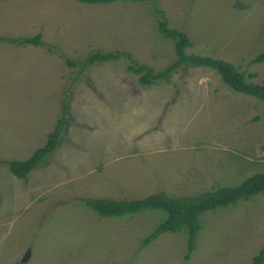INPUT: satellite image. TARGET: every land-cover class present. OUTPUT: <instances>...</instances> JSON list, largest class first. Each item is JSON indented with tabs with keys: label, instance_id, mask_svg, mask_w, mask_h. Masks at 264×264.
<instances>
[{
	"label": "rangeland",
	"instance_id": "1",
	"mask_svg": "<svg viewBox=\"0 0 264 264\" xmlns=\"http://www.w3.org/2000/svg\"><path fill=\"white\" fill-rule=\"evenodd\" d=\"M158 19L186 34L187 54L264 85V0L0 1V37L43 42H0V264H250L264 244V193L204 213L187 261L183 231L139 248L161 210L100 217L79 201L192 195L264 172L262 101L208 67L148 86L128 70L176 59ZM95 51L130 57L81 69ZM60 118L56 149L16 178L7 162L44 146Z\"/></svg>",
	"mask_w": 264,
	"mask_h": 264
},
{
	"label": "trees",
	"instance_id": "2",
	"mask_svg": "<svg viewBox=\"0 0 264 264\" xmlns=\"http://www.w3.org/2000/svg\"><path fill=\"white\" fill-rule=\"evenodd\" d=\"M3 1V0H0ZM84 4H107L115 0H75ZM158 31L166 39L173 41L176 59L165 71L153 72L151 68L130 61L128 70L138 75L141 86H148L160 80L168 79L172 71L177 70L182 65L189 67H208L215 70L222 81L232 90L253 96L264 104V85L245 79L242 72L226 60L214 59L208 56L197 54H187L186 47L189 42L185 33L168 27L163 19H158ZM17 43L21 45L43 46L40 35L23 38L0 37V42ZM122 57L129 58L127 53L119 51L100 52L95 51L88 55L81 69L94 63L108 61H118ZM264 59V52L260 53L255 60L261 62ZM69 65L74 63L67 61ZM64 108H62V114ZM64 126L63 119H59L53 130L47 134V139L41 148L36 149L26 160H10L7 162L8 169L18 179L26 178L27 174L37 167L43 159L51 154L60 142L61 130ZM264 193V172L255 173L247 177L240 185L235 187L210 188L192 195L169 196L161 192L153 193L141 198L132 199H112V198H82L79 201L85 204L100 217H121L132 215L146 210H161L165 216L157 223L152 231L143 237L139 248L143 249L152 241L164 233H176L183 231L186 234V254L187 261L195 249L198 234L202 228V215L209 211H214L220 207L235 204L240 200H248L256 194ZM78 201V202H79ZM264 263V244L252 257L250 264Z\"/></svg>",
	"mask_w": 264,
	"mask_h": 264
},
{
	"label": "crops",
	"instance_id": "3",
	"mask_svg": "<svg viewBox=\"0 0 264 264\" xmlns=\"http://www.w3.org/2000/svg\"><path fill=\"white\" fill-rule=\"evenodd\" d=\"M164 234H166V233H164ZM162 235H163V234H162ZM160 236H161V235H160ZM160 236H159V237H160ZM159 237H157V238H159ZM157 238H156V239H157ZM156 239H155V240H156ZM152 242H153V241H152ZM146 247H147V246H146Z\"/></svg>",
	"mask_w": 264,
	"mask_h": 264
}]
</instances>
